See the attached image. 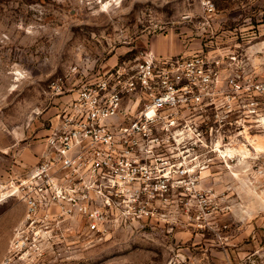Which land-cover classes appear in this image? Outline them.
Wrapping results in <instances>:
<instances>
[{
  "label": "rangeland",
  "instance_id": "obj_1",
  "mask_svg": "<svg viewBox=\"0 0 264 264\" xmlns=\"http://www.w3.org/2000/svg\"><path fill=\"white\" fill-rule=\"evenodd\" d=\"M145 51L264 83V0H0V264H264V96L247 107L226 84L192 131H156L154 181L89 202L97 229L66 200L30 210L20 181L46 149L52 84Z\"/></svg>",
  "mask_w": 264,
  "mask_h": 264
},
{
  "label": "built area",
  "instance_id": "obj_2",
  "mask_svg": "<svg viewBox=\"0 0 264 264\" xmlns=\"http://www.w3.org/2000/svg\"><path fill=\"white\" fill-rule=\"evenodd\" d=\"M76 70L52 84L60 98L57 123L20 187L30 210L43 200H66L91 221V229L105 218L90 201L121 196L113 191L123 185L154 181L147 161L156 131H192L191 121L216 108L214 97L224 84L245 94L247 107L256 103L251 92L264 96V83L242 84L235 77L226 82L219 62L204 56L178 59L145 51L134 63L75 82ZM68 93L74 94L65 98ZM233 95L227 94L228 102ZM162 179L169 186L171 178Z\"/></svg>",
  "mask_w": 264,
  "mask_h": 264
},
{
  "label": "crops",
  "instance_id": "obj_3",
  "mask_svg": "<svg viewBox=\"0 0 264 264\" xmlns=\"http://www.w3.org/2000/svg\"><path fill=\"white\" fill-rule=\"evenodd\" d=\"M161 53L164 55V54H170L171 53V50H163V51H161ZM65 98H67V97H65ZM57 101L59 102L60 101V98L59 99H57ZM58 111V110H57ZM57 114V113H56ZM56 114H55V117H54V119L51 121V127H50V130H51V128H52V126L53 125H55L56 123H57V116H56ZM49 130V131H50ZM36 148V150L38 151V155H37V157H35L34 158V160H32V162H35V164H33L34 166L33 167H35L36 166V164H37V162L41 159V156H42V153L44 152V150H45V148L42 146V148H38L37 146L35 147ZM32 162H30V163H32Z\"/></svg>",
  "mask_w": 264,
  "mask_h": 264
}]
</instances>
